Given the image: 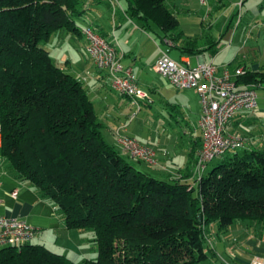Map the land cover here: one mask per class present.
I'll return each instance as SVG.
<instances>
[{
  "label": "trees",
  "instance_id": "trees-1",
  "mask_svg": "<svg viewBox=\"0 0 264 264\" xmlns=\"http://www.w3.org/2000/svg\"><path fill=\"white\" fill-rule=\"evenodd\" d=\"M125 2L142 29L156 26L182 54L200 52L195 40L174 45L182 33L164 0ZM83 3L0 0V155L66 229L92 233L97 257L81 264H199L210 224L264 222V151L228 152L192 185L151 176L109 146L82 82L39 45L58 31L79 34ZM237 83L261 87L264 73L246 71ZM0 264L75 263L29 243L1 249Z\"/></svg>",
  "mask_w": 264,
  "mask_h": 264
},
{
  "label": "crops",
  "instance_id": "crops-1",
  "mask_svg": "<svg viewBox=\"0 0 264 264\" xmlns=\"http://www.w3.org/2000/svg\"><path fill=\"white\" fill-rule=\"evenodd\" d=\"M164 1L176 16L182 33L181 39L174 45L181 47L187 44L185 40L197 41L198 19L192 20L189 14L192 8L190 5L199 1ZM226 1L217 0V7H224ZM236 3L237 0H230V5L238 8ZM199 5L206 6L201 3ZM83 10L81 18L76 20V26L80 29H92L117 49L121 55V66L132 72L139 90L150 95L151 103L141 102L140 110L134 111L128 97L118 95L110 89L106 72L96 69L86 55V41L81 32L74 34L58 31L45 42L44 48L52 62L56 61L54 64L58 68L82 82L93 104L97 122L101 125L102 137L109 146L124 156L114 134L124 124L127 135L143 139V144L157 151V165H144L156 172L160 171L166 178L164 180L180 179L196 185L195 180L203 176L207 168L200 176L194 173L196 152L201 146V134L197 127L201 109L196 91L176 90L156 72L155 64L162 48L147 30L142 29L140 21L130 18L125 0H84ZM239 11L240 18L235 22L230 19L229 25H226L232 28L231 34L221 49L212 53L220 40L207 37L205 45L196 44L200 51L196 55L182 54L172 46L171 48L179 51V62L192 68L201 62H212L217 67V75L222 74L224 68L264 73V0H244ZM181 14L184 15V22L180 20ZM207 14L199 20L201 30L211 27L208 22L209 12ZM149 53L151 58L147 57ZM157 76L161 77V81L156 79ZM155 96L159 97L158 106H154ZM226 131L244 139V146L237 151H264V103L259 104L257 100L254 111L238 113L227 124ZM180 142L183 145L182 151L177 154L174 149ZM128 161L134 162L136 167L137 164H143ZM152 176L156 177V174ZM15 190L17 196L12 197L11 193ZM0 216L24 220L37 229L38 233L32 244L42 245L73 262L76 261V252L79 260L86 258V247L82 240L80 242L81 231L66 229L62 216L55 207L30 184L17 179L3 159H0ZM249 243L254 251L249 254L248 259L240 261V264H246L254 256H264V249H256L260 241Z\"/></svg>",
  "mask_w": 264,
  "mask_h": 264
},
{
  "label": "built area",
  "instance_id": "built-area-1",
  "mask_svg": "<svg viewBox=\"0 0 264 264\" xmlns=\"http://www.w3.org/2000/svg\"><path fill=\"white\" fill-rule=\"evenodd\" d=\"M243 1L237 0L239 10ZM199 2L205 4V0ZM81 34L86 41V55L96 69L106 72L114 93L128 97L136 111L140 110V102L151 103L148 96L139 90L132 72L121 66V55L115 47L90 28H82ZM165 43L172 47L170 42ZM155 70L176 90L193 89L199 97L201 111L197 127L201 134V146L195 158L197 176L214 159L244 146L243 138L226 131L227 124L238 113L252 112L257 107V86L237 83L238 77L245 74L244 70L224 68L222 74L217 75V67L212 62H201L192 68L174 62L165 52H161L157 59ZM115 135L122 153L128 158L149 166L157 165L155 149L127 135L126 126L116 129ZM11 196L16 197L17 191H13ZM37 233L38 230L24 220L0 216V250L8 247L19 249L31 243ZM246 264H264V256H254Z\"/></svg>",
  "mask_w": 264,
  "mask_h": 264
},
{
  "label": "rangeland",
  "instance_id": "rangeland-1",
  "mask_svg": "<svg viewBox=\"0 0 264 264\" xmlns=\"http://www.w3.org/2000/svg\"><path fill=\"white\" fill-rule=\"evenodd\" d=\"M226 2L227 3L224 7H217V0H205L206 6L204 7H201L199 5L200 2L197 4L194 2L195 4L190 5L192 8H191L189 16H191L192 20L198 19L197 27H198L199 34L196 36V39H197L196 44L198 46L205 45L207 38H211L215 41L220 40L218 43V46L212 49V53L217 52L228 41L232 28L231 27L228 28L226 27V25H229L228 23L230 22V19H232L235 22L240 18L239 8L231 6L230 0H227ZM208 12L210 16L208 22L211 24V27L201 30L199 26V20H201L202 16L206 15ZM183 17L184 15L181 14L180 20L182 22H184ZM80 24L84 25L82 23ZM147 32L150 33L151 36H153L156 39V42L162 48L161 50L162 52L167 53L168 57L174 62L184 65L178 60L179 51L175 48L169 47L167 44H165V42L161 41L158 38L157 33L159 32V30L156 26L151 25V28L148 29ZM44 44L45 42L43 41L39 45L40 47H45ZM150 54L151 53H149V55L147 56L148 58L152 57V55ZM54 63H57V62L55 61ZM215 63L217 65V60ZM148 71H149V66H148ZM156 79L158 81H161V77L157 76ZM256 94L258 98L257 99L258 103L259 104L264 103L262 102V99H264V87L256 88ZM146 95L148 96L149 99H151L148 93ZM155 97L156 98H154V106H158L159 97L158 96H155ZM122 126H125V125L123 124L120 127ZM115 131H114V134H115ZM115 140L117 142L116 135H115ZM137 141L140 144L145 145L143 144L144 143L143 139L142 140L137 139ZM182 146L183 145H181V142H180L178 147H175L174 151H177L176 153L180 154L179 152L182 151ZM3 161L6 163L5 158L3 159ZM217 162H218V159L216 158L210 164H208L206 166L207 167L206 173L212 168V166L217 164ZM137 168L150 174L151 176L152 174H156V178L158 177V179H166L160 171L157 170L156 172L148 168L146 165H144V163L140 165L137 164ZM195 168L196 167L194 164V173L196 172ZM200 174H203V173H200ZM81 235L82 236L80 237V242L82 240L86 247L85 248L86 250L84 249V255L86 254L85 255L86 258H83V260H79V258H77L79 257V254L76 252V258H75L76 261L74 262L75 264H81V262L86 259L94 260L97 257L96 246L93 245V243L91 242L93 238L92 233L86 230V231H81ZM204 237H205L204 249H205V252L208 254L209 258L199 264H240V261L248 259L249 254L254 251V247L250 246V243H249L250 241L251 242H254V240L260 241V244L256 247V249H264V222H252L248 220H239V221H235L226 231H220L218 227V223H212L209 226H207V231H205ZM84 255H80V257H84Z\"/></svg>",
  "mask_w": 264,
  "mask_h": 264
},
{
  "label": "water",
  "instance_id": "water-1",
  "mask_svg": "<svg viewBox=\"0 0 264 264\" xmlns=\"http://www.w3.org/2000/svg\"><path fill=\"white\" fill-rule=\"evenodd\" d=\"M262 87H264V85H262Z\"/></svg>",
  "mask_w": 264,
  "mask_h": 264
}]
</instances>
